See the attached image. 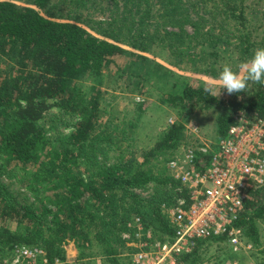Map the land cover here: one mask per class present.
Wrapping results in <instances>:
<instances>
[{
  "label": "trees",
  "instance_id": "1",
  "mask_svg": "<svg viewBox=\"0 0 264 264\" xmlns=\"http://www.w3.org/2000/svg\"><path fill=\"white\" fill-rule=\"evenodd\" d=\"M89 1L0 0L1 255L27 244L44 247L51 264H84L94 255L100 264H126L138 249L130 244L138 239L136 217L152 239L174 235L169 210L188 194L166 164L181 146L199 143L182 119L220 104L225 110L215 121L219 140L239 110L252 120L264 118V85L249 82L246 92L229 94L220 90L222 84L187 83L166 98L181 118L164 125L150 146L137 149L145 108L137 103L135 117H120L108 109L102 91L119 58L129 60L123 70L139 79L170 72L145 55L157 50L173 67L216 80L225 66L240 75L264 47V0H108V9L123 5L130 24L115 21L113 12L106 20L83 17ZM85 78L91 85L82 83ZM5 178L36 202H19ZM249 195L236 224L242 239L258 247L264 186ZM70 240L79 261L67 258ZM222 242L224 235L199 239L180 258L202 264L207 248ZM257 251L256 264H264V247Z\"/></svg>",
  "mask_w": 264,
  "mask_h": 264
},
{
  "label": "built area",
  "instance_id": "2",
  "mask_svg": "<svg viewBox=\"0 0 264 264\" xmlns=\"http://www.w3.org/2000/svg\"><path fill=\"white\" fill-rule=\"evenodd\" d=\"M234 119L218 141L181 146L169 159L166 166L188 194L169 210L174 235L151 240V230L145 232L136 217L138 239L132 244L138 249L126 264H188L182 254L199 239L220 235L233 251L244 246L242 228L236 223L250 191L264 186V118L252 120L239 110ZM197 129H191L195 136ZM123 236L131 237L129 232ZM0 264H51V260L44 247L19 244L0 254Z\"/></svg>",
  "mask_w": 264,
  "mask_h": 264
},
{
  "label": "rangeland",
  "instance_id": "3",
  "mask_svg": "<svg viewBox=\"0 0 264 264\" xmlns=\"http://www.w3.org/2000/svg\"><path fill=\"white\" fill-rule=\"evenodd\" d=\"M109 3L108 0H90L87 4L88 7L86 9L84 8L82 11L83 17L106 20L107 15L109 16V14L113 12L112 17L115 18V21H125L127 24H130L131 16H128L127 14L122 15L124 9L123 5L121 6V9L116 7H114V9L112 7L108 9ZM157 53L159 54L145 53V55L168 67L170 72L166 74L156 72L152 73L148 80L143 78L139 79L138 76L137 78L130 76L131 74L128 73L129 71L123 70L127 65L130 66L129 60L127 58H119L118 61L111 66L109 72L111 74L110 79L105 82L102 88L103 95L107 99L108 109H111L120 117H123L125 113H127V117H135V107L137 103H141L145 108L135 133L137 149L150 146L157 138L164 125L173 123L181 118L178 109L166 103L168 95L181 93L187 83L194 85L199 84L200 82H207L213 85L222 84L220 80L213 79L210 76L197 74L184 68L173 67L165 60L164 52L162 53V51L157 50ZM244 72L245 70L242 69L240 76H242ZM121 73L124 76H129V79L127 81H122L120 77ZM82 83L88 86L91 85L92 82L90 79L85 78L82 80ZM135 84H137L138 87H135ZM128 88H136V90L131 93L127 92ZM223 110H225V108L220 106V104L209 109L198 108L191 112L186 118L182 119L188 134L195 135L191 132V129L195 126L198 127V135L196 137H198L199 143L192 142L193 144H200L202 141H205L206 143H214L218 141L215 133V121L217 115ZM68 130V128H64L65 133ZM3 181L10 193L19 202H36L34 195L21 187L17 182L6 178ZM10 226L14 227V224H11ZM260 236L262 240L258 247H264V222L260 223ZM130 244H132V242H130ZM243 244L244 246L240 247L239 251L234 252L231 250L233 253L230 251L231 248L227 242L218 244L220 249L217 245H213L209 249L207 248V251L204 253L205 258L202 264H256L258 260L255 253L257 254L258 247H253L251 243L244 240ZM248 244H251V246L247 247ZM65 247L67 258L70 261H79L78 250L75 243L70 240ZM224 251H230L227 253L228 259L226 260L222 259L224 258L222 256ZM101 261V258L94 255L86 258L83 263L100 264Z\"/></svg>",
  "mask_w": 264,
  "mask_h": 264
},
{
  "label": "clouds",
  "instance_id": "4",
  "mask_svg": "<svg viewBox=\"0 0 264 264\" xmlns=\"http://www.w3.org/2000/svg\"><path fill=\"white\" fill-rule=\"evenodd\" d=\"M243 67L245 74L241 77L237 71L225 66L218 74V79L222 82L220 90L224 89L232 94L246 92L249 82L264 85V47L255 50ZM205 91L211 95V89L206 88Z\"/></svg>",
  "mask_w": 264,
  "mask_h": 264
}]
</instances>
